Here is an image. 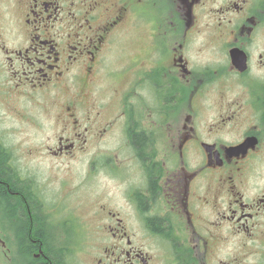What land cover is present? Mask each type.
<instances>
[{"label": "flooded vegetation", "instance_id": "1", "mask_svg": "<svg viewBox=\"0 0 264 264\" xmlns=\"http://www.w3.org/2000/svg\"><path fill=\"white\" fill-rule=\"evenodd\" d=\"M15 1L0 264H264V0Z\"/></svg>", "mask_w": 264, "mask_h": 264}, {"label": "rangeland", "instance_id": "2", "mask_svg": "<svg viewBox=\"0 0 264 264\" xmlns=\"http://www.w3.org/2000/svg\"><path fill=\"white\" fill-rule=\"evenodd\" d=\"M18 4L16 3L15 0H0V42L2 40H6V34L5 31L8 27V22L9 19L14 16V17H18L16 15H18V13L20 12L19 8L17 7ZM13 9H15V11H13ZM21 15V14H20ZM129 39L128 36H126V39ZM129 41L127 40H120L119 42V46L120 47H124V48H128L130 49L131 46L128 44ZM116 47H113V50H115ZM114 51L111 52V54L108 55V59L107 62L109 65H111L112 60L114 59V57L112 55H114ZM110 89H111V82L110 79L102 82L101 84V88L99 89V93L101 98V102H107L110 99ZM109 111V110H108ZM39 124H42L41 121H39ZM27 132H31V129H29ZM45 137L42 135V132H38V131H34L33 134L31 136L28 137V140L32 143V144H36L39 145L44 141ZM109 143H111L110 140H108ZM100 146H102V143H100ZM105 147V146H104ZM104 147H100V148H104ZM91 149V148H90ZM95 149H97L98 151V147H95ZM105 176L102 175H98V184L99 182H103L106 181ZM108 181V180H107ZM86 199L90 200V198L87 196ZM91 202V201H90ZM89 201H86V204H90Z\"/></svg>", "mask_w": 264, "mask_h": 264}]
</instances>
